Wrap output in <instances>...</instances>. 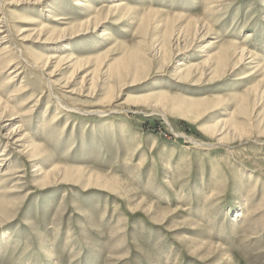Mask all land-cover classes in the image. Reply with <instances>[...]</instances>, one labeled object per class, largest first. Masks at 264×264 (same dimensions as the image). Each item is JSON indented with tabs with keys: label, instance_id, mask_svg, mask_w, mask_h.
Listing matches in <instances>:
<instances>
[{
	"label": "rangeland",
	"instance_id": "374dc122",
	"mask_svg": "<svg viewBox=\"0 0 264 264\" xmlns=\"http://www.w3.org/2000/svg\"><path fill=\"white\" fill-rule=\"evenodd\" d=\"M0 23V264H264V0H1ZM55 96L118 112L51 125Z\"/></svg>",
	"mask_w": 264,
	"mask_h": 264
},
{
	"label": "bare ground",
	"instance_id": "6f19581e",
	"mask_svg": "<svg viewBox=\"0 0 264 264\" xmlns=\"http://www.w3.org/2000/svg\"><path fill=\"white\" fill-rule=\"evenodd\" d=\"M0 2H1V0H0ZM76 5L77 6H80V5H82L81 3H76ZM121 7H122V5L121 4H118V5H115V6H113V7H111L110 9H108V11H110L111 10V12H112V10H119V9H121ZM93 9L94 8H92V10L91 11H93ZM121 10H123V8L121 9ZM1 22H2V20H1ZM1 24V23H0ZM4 25V24H3ZM98 25V24H97ZM5 26V25H4ZM108 35V32L107 31H101L100 32V37H106ZM7 36V35H6ZM4 39H6L5 37L3 38L2 37V39H0V40H2V41H4ZM23 41H26L25 39L23 40ZM28 41V40H27ZM2 44H0V46H1ZM1 50H3L2 48H1ZM21 51V50H20ZM239 53H238V55H237V62L234 64V68L233 69H236L237 67H239L240 65H241V62L243 61V60H245V55H244V53H245V49L244 48H239ZM249 58H251V56H250V53H249V56H248V58L247 59H249ZM227 60L226 59H220V63L222 64V63H225ZM250 63V62H249ZM9 65H11V64H9ZM36 66V65H35ZM46 68V67H45ZM118 70V71H117ZM115 71V74H119V69H117L116 68V70H114ZM113 72V71H112ZM10 73H15V72H10ZM114 73V72H113ZM51 75H49V76H52V73H50ZM17 75H19L18 73L16 74H14L13 75V77H11L9 80H12L13 81V79L14 78H16L17 77ZM113 75V74H112ZM48 76V77H49ZM51 79V78H50ZM243 79V78H242ZM49 83V82H48ZM51 89V88H50ZM71 93V92H70ZM55 100H56V102H57V104H58V106L61 108L56 114H55V116L54 117H52V119H51V125L53 124H56L57 122H58V120H60L63 116V113L64 112H68V113H74V114H82V115H86V116H94V115H100V117H104L105 116V113L106 114H109V113H116V112H118V111H116V110H103V109H96V108H94L93 110H90V111H88V110H85V109H78V108H74V107H69V106H65L64 104H61L60 103V101L61 100H59L58 98H56V96H55ZM4 102V101H3ZM2 101L0 100V107H2ZM5 104V103H4ZM3 104V105H4ZM96 107V106H95ZM4 108H7V106L5 107L4 106ZM67 126V125H66ZM66 126H65V128H66ZM64 128V129H65ZM14 133H16V132H14ZM12 134H13V132H12ZM4 151H7V149L5 148V150ZM25 154H30V158H33V157H35V154H37V151H36V148L35 147H32V146H28L27 148H26V151H25ZM0 156H4V153H2ZM1 161V160H0Z\"/></svg>",
	"mask_w": 264,
	"mask_h": 264
}]
</instances>
